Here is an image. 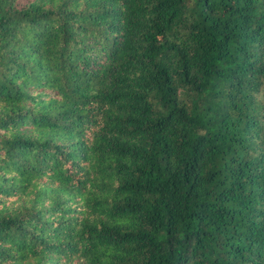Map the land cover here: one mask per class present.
Returning <instances> with one entry per match:
<instances>
[{"label":"trees","instance_id":"trees-1","mask_svg":"<svg viewBox=\"0 0 264 264\" xmlns=\"http://www.w3.org/2000/svg\"><path fill=\"white\" fill-rule=\"evenodd\" d=\"M0 264H264V0H0Z\"/></svg>","mask_w":264,"mask_h":264}]
</instances>
